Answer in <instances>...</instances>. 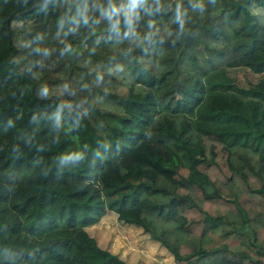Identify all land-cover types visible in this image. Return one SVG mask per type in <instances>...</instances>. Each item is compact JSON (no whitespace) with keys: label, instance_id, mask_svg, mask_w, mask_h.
Instances as JSON below:
<instances>
[{"label":"trees","instance_id":"obj_1","mask_svg":"<svg viewBox=\"0 0 264 264\" xmlns=\"http://www.w3.org/2000/svg\"><path fill=\"white\" fill-rule=\"evenodd\" d=\"M240 67L264 68V0H0V264H127L85 230L106 210L174 264H264Z\"/></svg>","mask_w":264,"mask_h":264},{"label":"rangeland","instance_id":"obj_2","mask_svg":"<svg viewBox=\"0 0 264 264\" xmlns=\"http://www.w3.org/2000/svg\"><path fill=\"white\" fill-rule=\"evenodd\" d=\"M81 9L82 4H76L75 20L81 18ZM229 72L230 76L244 85L251 83L253 86L259 84L264 87V68L251 67L249 70L240 67L231 69ZM110 121L116 120L111 118ZM85 230L100 247L117 254L127 264H159L160 257L156 252L168 251L157 240L150 238L141 226L120 221L111 210H106L98 221L86 226Z\"/></svg>","mask_w":264,"mask_h":264},{"label":"crops","instance_id":"obj_3","mask_svg":"<svg viewBox=\"0 0 264 264\" xmlns=\"http://www.w3.org/2000/svg\"><path fill=\"white\" fill-rule=\"evenodd\" d=\"M151 253H155L156 251H150ZM157 255H159V264H174L173 256L169 251H157Z\"/></svg>","mask_w":264,"mask_h":264}]
</instances>
